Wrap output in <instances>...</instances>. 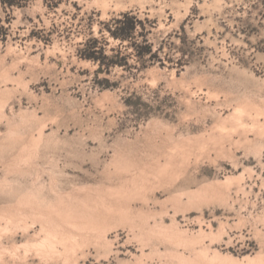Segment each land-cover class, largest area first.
<instances>
[{
    "label": "rangeland",
    "instance_id": "374dc122",
    "mask_svg": "<svg viewBox=\"0 0 264 264\" xmlns=\"http://www.w3.org/2000/svg\"><path fill=\"white\" fill-rule=\"evenodd\" d=\"M45 2L0 4V264H264V0ZM125 12L163 67L95 75Z\"/></svg>",
    "mask_w": 264,
    "mask_h": 264
},
{
    "label": "trees",
    "instance_id": "16d2710c",
    "mask_svg": "<svg viewBox=\"0 0 264 264\" xmlns=\"http://www.w3.org/2000/svg\"><path fill=\"white\" fill-rule=\"evenodd\" d=\"M26 1L28 0H0V4L3 8H20ZM43 2L46 4L45 0ZM144 22L132 12L120 14L118 18L103 23L99 30L100 37L86 39L77 49V57L96 65L95 75L109 74L115 68L126 69L129 59H133L139 68L145 69L155 64L163 67L159 50H154L147 38L149 31ZM108 38L116 42L117 46L107 51ZM122 47L130 52L125 53L121 50ZM103 82L108 81L104 79Z\"/></svg>",
    "mask_w": 264,
    "mask_h": 264
}]
</instances>
